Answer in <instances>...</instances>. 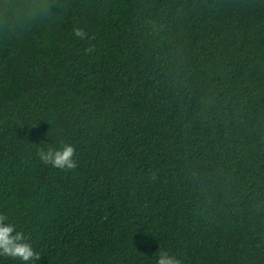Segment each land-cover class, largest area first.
I'll list each match as a JSON object with an SVG mask.
<instances>
[{
    "label": "trees",
    "instance_id": "obj_1",
    "mask_svg": "<svg viewBox=\"0 0 264 264\" xmlns=\"http://www.w3.org/2000/svg\"><path fill=\"white\" fill-rule=\"evenodd\" d=\"M50 2L0 34V214L29 264H264V0ZM61 141L75 170L37 157Z\"/></svg>",
    "mask_w": 264,
    "mask_h": 264
},
{
    "label": "clouds",
    "instance_id": "obj_2",
    "mask_svg": "<svg viewBox=\"0 0 264 264\" xmlns=\"http://www.w3.org/2000/svg\"><path fill=\"white\" fill-rule=\"evenodd\" d=\"M54 5L50 0H0V34L9 32H21L34 26L37 18L45 16L51 12ZM74 35L84 39L87 33L80 29H73ZM94 48L86 49L91 53ZM51 133H48L50 135ZM37 157L45 165L60 170H75L79 165L76 159V148L67 143L60 142L57 147L54 144L37 147ZM152 179L156 175L152 174ZM9 221V217L0 214V256L19 260L24 264L32 261L41 260L39 252L35 251L33 246L28 242L25 233L18 230L17 225ZM156 264H182L175 255L160 248L156 253Z\"/></svg>",
    "mask_w": 264,
    "mask_h": 264
}]
</instances>
